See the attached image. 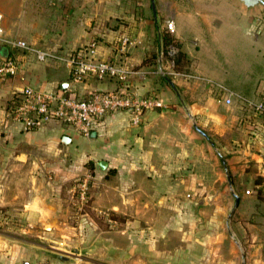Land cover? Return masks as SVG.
<instances>
[{"label":"crops","instance_id":"crops-1","mask_svg":"<svg viewBox=\"0 0 264 264\" xmlns=\"http://www.w3.org/2000/svg\"><path fill=\"white\" fill-rule=\"evenodd\" d=\"M0 12V47L18 64L16 75L0 78V103L11 101L13 108L26 85L45 92L71 86L64 62L38 60L34 51L8 42L24 41L63 57L97 38V58L151 72L128 78L132 92L155 93L167 105L145 112L138 125L128 112L112 113L89 137L56 121L26 130L12 120L1 149L12 150V202H23L27 220L21 230L56 239L29 235L34 241H21L0 233V264H208L207 241H200L205 253L198 257L191 255V244H181L184 251L177 253V246L163 240L170 226L161 225L169 203L184 190L180 186H200L204 195L225 181L233 187L244 174L261 185L253 176H264V169L254 146L242 139V128L252 120L247 112L264 117L250 105L264 97V6L241 0H154V7L151 0H0ZM167 20L174 23L173 33L166 30ZM163 34L174 43L164 46ZM170 46L186 56L181 71L174 60L169 64ZM117 86L114 79L89 78L76 94ZM70 151L91 164L93 176L92 215L77 225L70 221L68 183L56 180L58 173L43 183L47 169L62 167ZM109 211L125 218L119 230L92 219ZM257 246L264 248V242ZM244 264H264V254Z\"/></svg>","mask_w":264,"mask_h":264},{"label":"rangeland","instance_id":"rangeland-1","mask_svg":"<svg viewBox=\"0 0 264 264\" xmlns=\"http://www.w3.org/2000/svg\"><path fill=\"white\" fill-rule=\"evenodd\" d=\"M167 77L170 76L167 75ZM10 102L3 101L0 103V233L6 236L15 235L21 241H34L29 237V235H32L37 240L44 238L43 240L51 243L56 239L53 238L54 234H46L41 238L21 230L26 220L21 213L24 206L20 203L23 202H12V150L1 149L9 141L6 137L5 128L7 125L11 126L12 121H8L5 114L12 103ZM246 114L253 121H249L250 126H246L248 125L246 124L242 128V131L246 130L242 139L246 138L249 144L254 146V149H252L259 158L261 169H264V117L255 115L253 111ZM66 160V162H62V167H49L47 177L43 178V183L51 181L54 179V174L58 173L59 176L56 180L66 181L69 185L66 194L71 199L69 207L71 224L77 225V222L82 221V218L83 220L86 218L82 222L87 223L90 221L89 215H92L91 211L93 210L90 205V195H88L87 202L82 207L87 214L80 217L75 189L80 179L90 175V193L93 176L88 169L91 164L88 162L83 165L82 158L71 151L66 154ZM252 163L255 164V161ZM256 168L254 167V170ZM246 172H251V170L248 168ZM49 176H52L51 179ZM241 177V179L235 177L237 180L233 187L225 181L224 185L215 188L210 186L209 193L204 195L200 194L202 191L200 186H190L193 190H197L194 194L191 188L187 189L185 186H180V189H184L182 190L183 193L175 195L173 203H169V207H167L169 215L166 216V221L163 220L161 225L166 224L171 229L169 235L164 237L163 240L170 241L172 247L177 246V253L184 251V249L179 248L181 244H186L185 246L188 247L191 244V255H194V258L200 256L201 251L205 253L204 249L200 250L202 245L200 246L199 243L200 241H207L209 243V253L207 255L210 260L208 264H244L247 260L260 256V253L264 254V248L257 249V244L264 242V184L261 183L264 176H253V179L255 178L256 182L261 184L258 187L253 183V180H247L245 174ZM235 178L232 179V182ZM44 185L48 187V184ZM28 187V185L25 186V191L28 190ZM247 190H249V193H247ZM18 191L22 194L24 186H18ZM186 193H189L190 196H186ZM235 196L238 197L236 206ZM92 219H95L102 227H104V223L111 226L113 230H119L122 227V222L125 221V218L113 211L94 215ZM156 237L159 238L160 236L157 235ZM150 242L152 241L150 240ZM218 244H222L223 248L218 249ZM68 250L71 251V249ZM186 251L188 253L190 249H186ZM151 258L149 256L148 259Z\"/></svg>","mask_w":264,"mask_h":264},{"label":"built area","instance_id":"built-area-1","mask_svg":"<svg viewBox=\"0 0 264 264\" xmlns=\"http://www.w3.org/2000/svg\"><path fill=\"white\" fill-rule=\"evenodd\" d=\"M2 19L3 15L0 12V40L5 41L2 38ZM166 30L170 33L174 32L172 20L166 21ZM127 42L128 38L123 37L121 45L125 46ZM8 43L34 51L37 59L41 61L48 57L59 59L70 71L71 86L59 92H45L30 85L20 89L18 102L13 108L11 105L6 110L5 117L8 121L18 122L26 130H33L42 124L56 121L82 136L89 137L102 124L104 118L112 113L128 112L133 124L138 125L145 112L167 108V105L155 93L140 95L128 88L127 81L130 76L151 72H145L126 64H118L110 59L97 58V38H92L86 46L63 57L31 49L24 41ZM176 51L174 46L168 49L171 66ZM160 57H163V54ZM17 71L18 64L15 58L8 56L0 59V78L14 76ZM89 78L98 81L114 79L118 86L112 90H93L86 96H78L76 94L77 85ZM224 101L230 103L231 94L227 95ZM250 105L256 112L264 115V97ZM90 181L91 176L86 175L76 185L75 193L78 198L80 217L87 214L82 207L87 202Z\"/></svg>","mask_w":264,"mask_h":264},{"label":"trees","instance_id":"trees-1","mask_svg":"<svg viewBox=\"0 0 264 264\" xmlns=\"http://www.w3.org/2000/svg\"><path fill=\"white\" fill-rule=\"evenodd\" d=\"M162 39H163V42H164V46H169L172 43H174L173 42V38L170 37L167 34H163L162 35ZM173 60H174V63H175V69H177L179 71H181L182 66L185 65L186 62H187L185 54L180 52L179 50L174 54Z\"/></svg>","mask_w":264,"mask_h":264},{"label":"water","instance_id":"water-1","mask_svg":"<svg viewBox=\"0 0 264 264\" xmlns=\"http://www.w3.org/2000/svg\"><path fill=\"white\" fill-rule=\"evenodd\" d=\"M246 6H254L256 4H262L264 6V0H241ZM152 6L154 7V0H151ZM7 49L4 46L0 47V59H5L7 58ZM70 141L69 137L64 136L62 139V142L68 143ZM238 203V197L235 196V206Z\"/></svg>","mask_w":264,"mask_h":264}]
</instances>
